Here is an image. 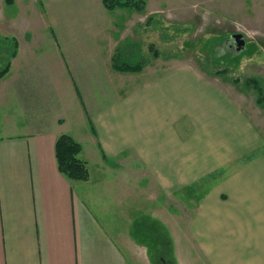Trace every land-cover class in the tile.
I'll return each instance as SVG.
<instances>
[{
  "label": "crops",
  "instance_id": "crops-1",
  "mask_svg": "<svg viewBox=\"0 0 264 264\" xmlns=\"http://www.w3.org/2000/svg\"><path fill=\"white\" fill-rule=\"evenodd\" d=\"M35 1L0 34L18 42L0 79V264H264V128L247 96L186 54L145 46L155 19L170 25L191 5ZM135 45L148 63L117 70L116 51ZM62 134L81 141L88 179L60 170ZM158 199L178 213L139 214ZM113 208L132 226L110 227ZM145 215L162 224L169 259L163 248L153 261L137 235Z\"/></svg>",
  "mask_w": 264,
  "mask_h": 264
},
{
  "label": "rangeland",
  "instance_id": "rangeland-1",
  "mask_svg": "<svg viewBox=\"0 0 264 264\" xmlns=\"http://www.w3.org/2000/svg\"><path fill=\"white\" fill-rule=\"evenodd\" d=\"M261 1L185 0L183 9L188 8V5L191 6L185 10L178 21L171 19V24L168 25L161 19H155L154 28H150L149 31L152 32L150 38H156L155 42L157 43L156 45L147 43L145 46L153 48L151 51L153 56L154 54L160 56L161 53L166 55L186 54L192 59V64L197 63L202 69L209 70V74L221 75L222 78L229 80L237 87L238 93L243 97L242 100L247 96V100L244 102L247 114L256 116L253 120L264 128V2ZM34 3L38 4L37 8L42 6L35 0ZM34 3L31 0H0V34L9 31V16L13 17V14L20 12L21 7L25 5H27L26 14L33 13ZM153 23L151 22V24ZM28 26L29 24H27V28ZM235 33H243L244 36L238 37L239 41H236V38L231 41V35ZM242 38H244L245 44L242 42ZM250 78H254L255 84L245 88L244 83ZM257 108L261 109L259 116L255 114ZM260 152V148L250 149L247 152V157L253 160L261 154ZM213 173L215 172L208 174L205 180L197 186L195 185L197 195L212 188L211 183L216 178L215 175H212ZM170 198L172 199V197ZM175 206L177 204L163 205L161 199H158L154 204L139 209H142L141 212H145L147 209L149 213L163 217L164 210L165 212H177V209L169 210ZM144 212L139 214H144ZM109 215L113 220L110 227H113L115 231L117 228L120 230V228L126 229L132 226L124 218L119 221L120 216H123L121 209L113 208L109 210ZM149 218L151 216L145 215L135 224L136 228H139L137 235L140 238L145 236L142 239L151 247L150 256L153 261L157 262V257L160 260L158 250L162 251L163 248V257L169 259L171 250L164 246L163 240L158 236L157 228H162V224L156 220V228L151 221H148ZM178 220L175 221L176 224L179 222ZM149 225L152 227L151 230L147 228ZM160 232L163 233V230L160 229Z\"/></svg>",
  "mask_w": 264,
  "mask_h": 264
},
{
  "label": "trees",
  "instance_id": "trees-1",
  "mask_svg": "<svg viewBox=\"0 0 264 264\" xmlns=\"http://www.w3.org/2000/svg\"><path fill=\"white\" fill-rule=\"evenodd\" d=\"M107 9L128 6L143 10L146 7V0H102ZM152 45V44H151ZM18 42L14 38L5 36L0 37V79L10 68L12 57L17 55ZM151 51L153 48H150ZM154 56H158L154 54ZM114 66L120 70L138 71L141 70L149 61L139 45L124 46L116 51L113 56ZM239 83V81H238ZM255 84L254 78H250L244 83V87H250ZM57 158L59 168L69 178L75 180H86L89 178L90 169L87 161L80 157L83 145L79 143L72 135L62 134L57 140Z\"/></svg>",
  "mask_w": 264,
  "mask_h": 264
},
{
  "label": "water",
  "instance_id": "water-1",
  "mask_svg": "<svg viewBox=\"0 0 264 264\" xmlns=\"http://www.w3.org/2000/svg\"><path fill=\"white\" fill-rule=\"evenodd\" d=\"M233 36H234V38L236 37V41H239V40H238V37L240 38V37H243L244 35H243V34H234ZM242 42H243V43L245 42L244 38H242ZM244 44H245V43H244Z\"/></svg>",
  "mask_w": 264,
  "mask_h": 264
},
{
  "label": "flooded vegetation",
  "instance_id": "flooded-vegetation-1",
  "mask_svg": "<svg viewBox=\"0 0 264 264\" xmlns=\"http://www.w3.org/2000/svg\"><path fill=\"white\" fill-rule=\"evenodd\" d=\"M235 39L233 38V41H234ZM159 258L161 259L162 258V256L161 255H159Z\"/></svg>",
  "mask_w": 264,
  "mask_h": 264
}]
</instances>
